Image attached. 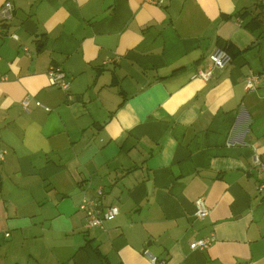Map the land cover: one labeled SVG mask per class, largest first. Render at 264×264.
Wrapping results in <instances>:
<instances>
[{"label":"crops","instance_id":"0c3cea01","mask_svg":"<svg viewBox=\"0 0 264 264\" xmlns=\"http://www.w3.org/2000/svg\"><path fill=\"white\" fill-rule=\"evenodd\" d=\"M9 1L0 264H264V0ZM216 47L230 61L203 80ZM97 188L119 211L86 228Z\"/></svg>","mask_w":264,"mask_h":264},{"label":"built area","instance_id":"2783aa9c","mask_svg":"<svg viewBox=\"0 0 264 264\" xmlns=\"http://www.w3.org/2000/svg\"><path fill=\"white\" fill-rule=\"evenodd\" d=\"M153 4H162L163 0H147ZM12 4L9 0L4 2V4L0 7V17L6 18L11 15ZM3 31V28L0 26V33ZM8 37H11L15 40L18 39L16 33L11 32L7 33ZM211 65L207 70H198L197 76L202 78L203 80H208L213 76V68L222 69L229 61L230 57L226 50L221 47H216L213 52L210 54ZM48 80L51 84L58 86L62 90H67L69 88V82L66 80L65 73L55 67H50L46 72ZM246 88L248 90L255 89L257 84V76L249 75L245 79ZM31 97L29 95H25L21 100L22 108L27 111L29 107ZM36 105H40L39 101L35 102ZM3 151L0 152V158H2ZM257 164H259V168L264 170V164L261 163L258 158H256ZM258 190L264 189V181L260 182L257 186ZM102 194L101 188H97L92 195H88L87 192H83V196L78 205V209L84 213L85 215V227L86 228H104L105 220L111 218L112 216L118 213V207L114 204L103 206L99 200V196ZM195 205V215L197 218L202 219L209 213V208L205 203V200L202 197H198L194 201ZM214 237L204 236L197 238L190 242L189 247L191 249H200L204 250L210 246ZM143 255L148 259L150 264H162L159 258L153 254L148 248H145L142 251Z\"/></svg>","mask_w":264,"mask_h":264},{"label":"water","instance_id":"95a60500","mask_svg":"<svg viewBox=\"0 0 264 264\" xmlns=\"http://www.w3.org/2000/svg\"><path fill=\"white\" fill-rule=\"evenodd\" d=\"M76 191H77V190H75L74 192H71V194H72V193H75Z\"/></svg>","mask_w":264,"mask_h":264}]
</instances>
